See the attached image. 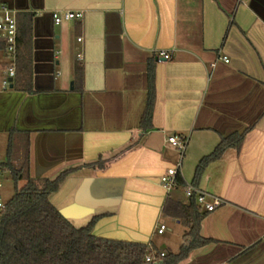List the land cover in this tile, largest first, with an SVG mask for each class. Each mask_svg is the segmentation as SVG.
I'll return each instance as SVG.
<instances>
[{"label": "crops", "instance_id": "1", "mask_svg": "<svg viewBox=\"0 0 264 264\" xmlns=\"http://www.w3.org/2000/svg\"><path fill=\"white\" fill-rule=\"evenodd\" d=\"M2 1L34 14L33 91L0 82V135L20 146L18 156L28 143L33 178L82 165L52 205L76 228L97 216L95 236L178 253L186 228L162 207L167 195L188 197L160 176L180 162L192 184L198 162L243 133L240 149L210 162L197 184L221 201L201 223L214 241L178 264H264V0ZM67 10L83 15L54 24L52 13ZM9 64L0 41V75ZM148 65L155 98L144 131ZM171 135L186 138L182 154Z\"/></svg>", "mask_w": 264, "mask_h": 264}, {"label": "trees", "instance_id": "2", "mask_svg": "<svg viewBox=\"0 0 264 264\" xmlns=\"http://www.w3.org/2000/svg\"><path fill=\"white\" fill-rule=\"evenodd\" d=\"M17 17V42L15 53V80L17 87L33 91L32 80V12H22ZM82 76V68L75 67V78ZM154 70L148 65V88L145 110L140 128H152L151 118L154 105ZM243 133H234L216 145L197 164L192 184L197 186L205 167L218 159L228 148L240 149ZM28 143L19 165L14 163L12 137L8 139L7 155L0 162V173L7 171L13 182L15 193L0 211V264H178L199 247L213 242L201 234V223L206 211L197 204L195 195L181 202L167 195L162 215L179 220L186 228L183 244L178 253L159 252L148 244L98 237L92 234L97 216L83 227H74L50 202L63 181L75 174L81 167H67L53 177L33 178L28 172ZM102 167L101 161L94 164ZM20 182H23L20 185ZM187 183L181 173L175 176L174 187L185 189ZM147 254L155 259L147 262Z\"/></svg>", "mask_w": 264, "mask_h": 264}, {"label": "built area", "instance_id": "3", "mask_svg": "<svg viewBox=\"0 0 264 264\" xmlns=\"http://www.w3.org/2000/svg\"><path fill=\"white\" fill-rule=\"evenodd\" d=\"M82 12L76 11H64V12H53L52 18L54 24H60L65 20L77 19L82 17ZM17 40V17L16 10L11 8L7 3L0 0V41L4 43V48L6 53L10 58V64L5 68L4 73L0 75V82L2 89H7L11 85V80L15 76V53H16V41ZM80 40V38H79ZM159 55L165 59L171 58L165 50H160ZM81 57V56H79ZM224 62H228L229 59L226 56L222 57ZM167 142L175 146L180 153L182 154L186 146V138H182L178 135H171L167 138ZM180 168V162H178L174 167L168 168L166 173L160 176V183L162 186L170 190L174 187L175 176L178 173ZM186 196L189 198L193 194L197 204H199L203 210L210 212L215 210V208L221 204V201L218 198H212V200H207L206 193L200 190L197 186L193 184H187L184 189ZM4 207V203L0 201V211ZM166 229L164 223H160L157 232L162 233ZM164 252H159V257H163ZM155 259L154 254H147L145 260L150 262Z\"/></svg>", "mask_w": 264, "mask_h": 264}, {"label": "rangeland", "instance_id": "4", "mask_svg": "<svg viewBox=\"0 0 264 264\" xmlns=\"http://www.w3.org/2000/svg\"><path fill=\"white\" fill-rule=\"evenodd\" d=\"M8 135H0V162L6 159V147H7ZM20 146L14 144V163L19 165L23 154L19 155ZM23 182H20L22 185ZM15 193L14 182L10 174L5 171L0 173V201L6 203Z\"/></svg>", "mask_w": 264, "mask_h": 264}, {"label": "water", "instance_id": "5", "mask_svg": "<svg viewBox=\"0 0 264 264\" xmlns=\"http://www.w3.org/2000/svg\"><path fill=\"white\" fill-rule=\"evenodd\" d=\"M159 262H154L153 264H158Z\"/></svg>", "mask_w": 264, "mask_h": 264}]
</instances>
